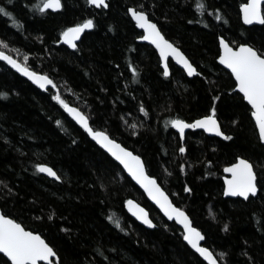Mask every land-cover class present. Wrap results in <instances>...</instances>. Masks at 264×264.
Listing matches in <instances>:
<instances>
[{
    "label": "trees",
    "instance_id": "1",
    "mask_svg": "<svg viewBox=\"0 0 264 264\" xmlns=\"http://www.w3.org/2000/svg\"><path fill=\"white\" fill-rule=\"evenodd\" d=\"M246 1L204 0L205 11L196 8L200 0H108V8L62 0L60 11L40 12L38 0H0L13 13H0V50L54 83L43 91L0 61V92L7 93L0 96V209L39 232L57 252L55 264H208L65 112L57 94L87 115L94 130L142 157L221 264H264V144L233 76L217 62L221 36L237 45H264V24L241 20ZM129 8L145 10L198 74L190 78L171 61L164 76L155 49L138 42L142 32ZM85 19L94 27L77 48L61 44L64 28ZM213 105L231 139L189 128L182 142L169 121L191 123ZM237 157L250 160L257 174L259 193L246 201L223 195L224 167ZM37 164L53 167L60 180L43 175ZM129 199L148 209L155 228L127 212Z\"/></svg>",
    "mask_w": 264,
    "mask_h": 264
},
{
    "label": "snow or ice",
    "instance_id": "2",
    "mask_svg": "<svg viewBox=\"0 0 264 264\" xmlns=\"http://www.w3.org/2000/svg\"><path fill=\"white\" fill-rule=\"evenodd\" d=\"M11 3V0H9ZM90 5L97 7L108 8L110 4L107 0H87ZM38 9L44 12L47 9H60L63 5L61 0H38ZM198 10H205L206 5L204 0H200L196 4ZM243 19L246 23L252 24L253 21H259L264 24V6L262 0H247V3L241 5ZM218 12V10H215ZM132 19L136 25L143 30V35L137 36L139 40L151 41L159 50L160 58L164 62L163 75H169L168 58L174 57L187 70L189 75L197 72V68L189 60V58L181 51L176 43L166 38L164 32L156 22L149 18V14L145 10H137L129 8ZM0 13L6 17H12L13 13L5 7L0 6ZM217 20H221V15H216ZM18 23L17 21H14ZM94 27L92 19H85L82 23H76L64 28L60 33L61 39L72 48H77L76 41L80 38L81 33L85 29ZM5 42L0 40V45ZM221 53L218 56L221 64L226 65L231 70V74L235 77V88L243 94V100L251 106V115L255 118V123L259 132V140L264 141V45L256 46L248 42L236 44L235 41L230 43L223 36L219 38ZM6 46V45H5ZM0 58L7 61L12 67L18 69L24 75L29 76L41 88L46 85H52L53 81L47 75H41L30 70L18 60L13 59L10 55L0 51ZM27 59V57H25ZM133 73L136 72L132 68ZM7 93L0 92V96H6ZM57 100L83 128L109 153L124 169L130 173L131 177L139 183L148 196L159 205L160 209L169 219H174L183 226V239L191 245L201 256L210 262V264H218L217 257L213 255L208 247L202 245L201 241L205 239L204 234L197 227H193L192 221L188 213L169 198L168 193L160 186L155 176L149 175L146 171L145 162L140 155L130 151L127 147L122 146L109 133L100 130H94L89 123V117L80 109L71 107L66 103L59 94L54 96ZM219 99V97H214ZM141 112L147 110L141 105ZM236 121H233L235 123ZM56 123L61 124L60 120ZM169 123L179 130L181 137L184 136L186 128H203L207 132L217 133L225 139H231L221 128L220 121L217 119V108L215 105L210 110L209 115H203L200 118L193 120L191 123L179 117L173 118ZM136 133L133 132V135ZM185 147H179V152L184 153ZM210 163V162H209ZM36 168L41 172H46L50 176L59 180L61 177L53 168L47 164H37ZM183 168V165H181ZM225 172L231 173V177H225V194L239 195L248 198L250 194L257 193V174L254 170V165L248 159L237 157L236 163L230 164L224 169ZM264 187V186H262ZM185 191L191 192V188L185 187ZM129 210L134 213L144 224L154 227L153 220L149 218L147 211L135 201L129 199L127 201ZM52 217L49 216V219ZM109 219H112L109 217ZM117 227L120 226L118 220L113 221ZM228 224L224 225L228 229ZM0 254L5 257V264H39L41 261H48L52 264L51 258L57 256L54 250L45 238L37 231L28 230L22 223L17 222L3 212H0ZM223 255V254H221Z\"/></svg>",
    "mask_w": 264,
    "mask_h": 264
},
{
    "label": "water",
    "instance_id": "3",
    "mask_svg": "<svg viewBox=\"0 0 264 264\" xmlns=\"http://www.w3.org/2000/svg\"><path fill=\"white\" fill-rule=\"evenodd\" d=\"M107 2H108V0H107ZM61 3H62V0H61ZM245 3H247V1L245 2ZM63 5V4H62ZM92 6H94V7H96V8H101V7H97V6H95V5H92ZM262 6H264V0H262ZM63 7V6H62ZM62 7L60 8V9H47V10H45V11H50V12H58V11H60L61 9H62ZM103 8V7H102ZM240 13H241V20H242V22H243V24H245L246 26H251V25H263V24H261L259 21H253V23L252 24H248V23H246L245 21H244V19H243V12H242V9H241V7H240ZM129 15H130V17H131V13H129ZM131 19H132V17H131ZM132 21L135 23V21L132 19ZM135 25H136V23H135ZM136 27H137V29L139 30V31H141L142 32V34L141 35H143V30L142 29H140L137 25H136ZM89 29H85V31L83 32V33H81V36H80V38L76 41V43L78 44V42H80V40H81V38H82V36H83V34L86 32V31H88ZM138 42H141V43H146V44H149V45H151L154 49H155V51L157 52V54H158V56H159V59H160V62H161V67L162 68H164V62L161 60V58H160V54H159V50L158 49H156V47H155V45L154 44H152L151 43V41H147V40H139L138 39ZM60 43L61 44H63V45H65L66 47H68L69 49H71V50H73L74 48H72L71 47V45H69V44H67L63 39H61V37H60ZM219 47H220V44H219ZM181 49V48H180ZM0 51H2V50H0ZM182 51V50H181ZM2 52H5V51H2ZM7 55H10V54H8L7 52H5ZM220 53H221V49H220ZM185 54V53H184ZM186 55V54H185ZM220 55V54H219ZM13 59H15V60H17L15 57H13L12 55H10ZM187 56V55H186ZM188 57V56H187ZM190 60V59H189ZM0 61H2V62H4V63H6L9 67H11L15 72H17L19 75H21V76H23L24 78H26L27 80H29L30 82H32L36 87H38V88H40L41 90H43V91H47L49 88H51V87H53V85H54V83L52 84V85H46L44 88H41L38 84H36L35 83V81L33 80V79H31L29 76H26V75H24L22 72H20L18 69H16V68H14V67H12V65L11 64H9L7 61H5V60H3L2 58H0ZM19 61V60H18ZM173 62L176 66H178L180 69H182L185 73H186V75L188 76V77H190V78H192V77H194L195 75H197L198 74V71L196 72V73H193L192 75H189L188 74V72H187V70L183 67V65H181L174 57H169L168 58V61H167V63H168V65H169V63L170 62ZM191 61V60H190ZM20 62V61H19ZM217 62L225 69V70H227L228 72H230L231 73V70L230 69H228L227 68V66L226 65H223V64H221V62L219 61V59L217 58ZM21 63V62H20ZM22 64V63H21ZM195 66V65H194ZM30 70H32V71H34L33 69H31V68H29ZM35 72H37V71H35ZM37 73H40V72H37ZM41 75H46V74H43V73H40ZM169 75H170V67H169ZM168 75V76H169ZM232 75V74H231ZM48 76V75H47ZM233 76V75H232ZM49 77V76H48ZM50 78V77H49ZM233 78H234V80H235V77L233 76ZM51 79V78H50ZM52 80V79H51ZM53 81V80H52ZM235 90L237 91V92H239V90L238 89H236L235 88ZM240 93V92H239ZM242 96H243V94L242 93H240ZM246 103H247V101H245ZM248 104V103H247ZM71 107H75V108H78V107H76V106H74V105H71V104H69ZM249 105V104H248ZM249 107L251 108V106L249 105ZM64 108V107H63ZM79 109V108H78ZM64 110H65V112L80 126V127H82L83 128V126L82 125H80L79 123H78V121H76L75 120V118L64 108ZM200 118V117H199ZM253 118V120H254V122H255V118L254 117H252ZM198 119V118H197ZM196 120V119H195ZM89 123H90V121H89ZM255 125H256V123H255ZM174 127V126H173ZM256 128H257V126H256ZM84 129V128H83ZM174 129L177 131V133L179 134V136H180V138H181V140H182V142H184L185 141V137H186V133H187V131H188V129L189 128H186L185 129V132H184V136L183 137H181V135H180V133H179V130L177 129V128H175L174 127ZM194 129H196V130H201V131H203L206 135H209V136H215V137H218V138H221V139H225L224 137H221V136H219L217 133H210V132H207L206 130H204L203 128H194ZM85 130V129H84ZM86 131V130H85ZM101 131V130H100ZM257 131H258V128H257ZM86 133L89 135V137L92 139V140H94L98 145H100L87 131H86ZM258 134H259V132H258ZM118 142V141H117ZM262 142V144H264V141H261ZM119 143V142H118ZM121 144V143H120ZM122 145V144H121ZM102 148H103V146L102 145H100ZM123 146V145H122ZM125 147V146H124ZM104 149V148H103ZM114 160H116L115 159V157H113L112 155H111V153H109L108 151H107V149H104ZM130 150V149H129ZM130 151H132V150H130ZM134 152V151H133ZM135 153V152H134ZM135 154H137V153H135ZM138 155V154H137ZM142 158V157H141ZM241 158H244V157H241ZM246 159V158H245ZM143 160V159H142ZM117 161V160H116ZM119 164H120V162L119 161H117ZM250 163H252L251 161H249ZM234 163H236V161L234 162ZM233 164V163H232ZM121 166H122V168H123V170L125 171V173L132 179V181L143 191V193L146 195V197L148 198V200L155 206V207H157V209L163 214V216L168 220V221H170V222H175L182 230H183V226L182 225H180L177 221H175L174 219H169V217L168 216H166L165 215V213L160 209V207H159V205H157L156 204V202L154 201V200H152L151 199V197H149L148 196V194H147V192L144 190V188L139 184V183H137L132 177H131V175H130V173H128L127 172V170L126 169H124V167H123V165L122 164H120ZM49 166V165H48ZM228 166V165H227ZM227 166H225V167H227ZM49 167H51V166H49ZM225 167H224V169H225ZM51 168H53V167H51ZM53 170L54 171H56L54 168H53ZM146 171H147V169H146ZM41 172V171H40ZM225 172V171H224ZM43 175H45L46 177H48V178H50V179H53V180H57L55 177H53V176H50L48 173H46V172H41ZM58 174V173H57ZM149 174V173H148ZM150 175V174H149ZM225 177H231V173H228V172H225ZM225 177H224V189H225V187H226V185H225ZM60 180V179H59ZM59 180H57V181H59ZM158 182V181H157ZM159 183V182H158ZM160 184V183H159ZM161 186V185H160ZM162 187V186H161ZM163 188V187H162ZM258 193H259V186H258V184H257V193L256 194H250L249 195V197H255V196H257L258 195ZM169 195V194H168ZM223 195H224V197H229V198H240V199H243V200H247L248 198H245V197H242V196H239V195H232V194H225V192L223 193ZM169 198L171 199V197L169 196ZM131 200H133V201H135L137 204H139L142 208H144L146 211H147V213H148V215H149V218L150 219H152V217H151V215H150V212L148 211V209L145 207V206H143L141 203H139L137 200H135V199H131ZM172 200V199H171ZM128 201V200H127ZM127 201H126V203H125V208H126V210H127V212L135 219V220H137L140 224H142L144 227H146V228H149V229H153V228H155V222L153 221V224L155 225L154 227H152V226H149V225H146V224H144L143 223V221L142 220H140L136 215H134V213L132 212V211H130L129 210V206H128V204H127ZM174 203V202H173ZM177 206V205H176ZM178 207V206H177ZM0 212H2L1 211V209H0ZM190 218V217H189ZM153 220V219H152ZM191 220V219H190ZM194 227V226H193ZM183 232H184V230H183ZM203 242H204V240L203 241H201V243H202V245H204L203 244ZM186 243L188 244V242L186 241ZM189 246H190V248L192 249V250H194L195 252H196V250L195 249H193L192 247H191V245L190 244H188ZM206 247V246H205ZM210 250V249H209ZM211 251V250H210ZM197 254H199L198 252H196ZM1 255H3V254H1ZM200 255V254H199ZM213 255H214V253H213ZM201 256V255H200ZM215 256V255H214ZM208 264H210V262L208 261V260H206L203 256H201ZM57 259V256L56 257H53V258H51V261H52V264H55V262H54V260H56ZM218 261V260H217ZM39 264H49V262L48 261H41V262H39ZM218 264H220L219 262H218Z\"/></svg>",
    "mask_w": 264,
    "mask_h": 264
},
{
    "label": "flooded vegetation",
    "instance_id": "4",
    "mask_svg": "<svg viewBox=\"0 0 264 264\" xmlns=\"http://www.w3.org/2000/svg\"><path fill=\"white\" fill-rule=\"evenodd\" d=\"M9 54V53H8ZM14 57V56H13ZM18 60V59H17ZM170 64V63H169ZM170 67V66H169ZM250 161V160H249ZM232 164V163H231ZM253 164V163H252ZM230 165V164H229ZM255 170V169H254ZM224 177H225V172H224ZM224 177H223V181H224ZM260 190V189H259ZM249 199V198H248ZM247 199V200H248ZM243 200V199H242ZM244 201H246V200H244Z\"/></svg>",
    "mask_w": 264,
    "mask_h": 264
},
{
    "label": "bare ground",
    "instance_id": "5",
    "mask_svg": "<svg viewBox=\"0 0 264 264\" xmlns=\"http://www.w3.org/2000/svg\"><path fill=\"white\" fill-rule=\"evenodd\" d=\"M159 57V56H158ZM199 255V254H198ZM215 255V254H214ZM218 260V259H217ZM218 262H219V260H218ZM220 263V262H219ZM221 264V263H220Z\"/></svg>",
    "mask_w": 264,
    "mask_h": 264
}]
</instances>
